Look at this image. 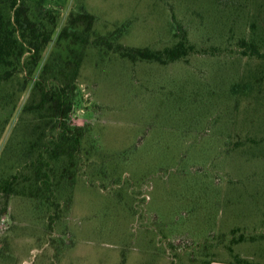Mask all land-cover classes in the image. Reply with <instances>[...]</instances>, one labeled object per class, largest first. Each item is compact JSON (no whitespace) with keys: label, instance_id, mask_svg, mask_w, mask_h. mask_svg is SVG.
Segmentation results:
<instances>
[{"label":"rangeland","instance_id":"rangeland-1","mask_svg":"<svg viewBox=\"0 0 264 264\" xmlns=\"http://www.w3.org/2000/svg\"><path fill=\"white\" fill-rule=\"evenodd\" d=\"M46 5L58 25L44 58L80 7L96 17L92 39L125 25L121 44L161 49L182 27L196 53L161 65L89 45L71 116L89 128L75 184L56 185L61 215L51 228L56 211L43 197L7 199L0 264H214L235 254L264 264V155L234 146L238 131L263 134L264 114L249 110L261 105L243 95L235 109L229 89L253 65L241 55L240 39L254 36L264 45V0ZM27 94L0 132V173L23 163L16 160L26 122L17 116ZM240 234L245 240L233 243Z\"/></svg>","mask_w":264,"mask_h":264},{"label":"trees","instance_id":"trees-1","mask_svg":"<svg viewBox=\"0 0 264 264\" xmlns=\"http://www.w3.org/2000/svg\"><path fill=\"white\" fill-rule=\"evenodd\" d=\"M95 21L96 17L83 7L70 12L53 48L44 58L58 25L57 12L47 7L46 0H0V132L9 125L20 97L28 93L17 116L26 122L23 126V148L16 160L23 163L17 168L10 164V172L2 170L0 173V217L6 214L7 199L22 194L33 199L43 197L54 208L56 214L50 216L49 228L60 218L56 185L62 180L68 187L74 186L82 141L89 132L87 125L72 124L71 116L76 105L77 79L90 44L94 43L96 47L117 53L132 62L147 61L161 65L186 61L187 56L196 53L182 27L175 33L178 38L175 43L151 49L121 44L119 39L125 25L92 39ZM258 41L254 36L240 39L241 55L253 65H249L229 89L230 94L236 96L235 109L239 107L243 95L246 99L258 100L261 109L258 105L246 108L251 111L257 108V114L261 115L264 114V45ZM257 114L255 119L261 117ZM262 131L261 135L244 130L236 132L235 150L247 154L251 153L249 149L252 147L260 148L259 156H263L264 129ZM231 132L232 129L228 133ZM93 148L89 145L85 155L90 154ZM22 168L25 172L18 173ZM70 203L71 197H68L64 211L69 210ZM244 240V235L240 234L231 241L237 243ZM227 262L263 264L251 262L238 254ZM120 264H125V260Z\"/></svg>","mask_w":264,"mask_h":264},{"label":"crops","instance_id":"crops-1","mask_svg":"<svg viewBox=\"0 0 264 264\" xmlns=\"http://www.w3.org/2000/svg\"><path fill=\"white\" fill-rule=\"evenodd\" d=\"M214 264H230V263L227 262V263H214Z\"/></svg>","mask_w":264,"mask_h":264}]
</instances>
